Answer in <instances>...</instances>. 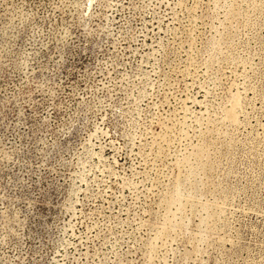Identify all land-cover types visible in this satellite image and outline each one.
<instances>
[{"label":"rangeland","instance_id":"1","mask_svg":"<svg viewBox=\"0 0 264 264\" xmlns=\"http://www.w3.org/2000/svg\"><path fill=\"white\" fill-rule=\"evenodd\" d=\"M87 250L264 264V0H0V264Z\"/></svg>","mask_w":264,"mask_h":264},{"label":"built area","instance_id":"2","mask_svg":"<svg viewBox=\"0 0 264 264\" xmlns=\"http://www.w3.org/2000/svg\"><path fill=\"white\" fill-rule=\"evenodd\" d=\"M94 255H97L96 252H91L87 250V256L83 254V256L85 257V264H133L131 262L120 260L118 258L109 255L101 260L99 259L95 260L94 258L91 259V257ZM151 264H154V261H152Z\"/></svg>","mask_w":264,"mask_h":264}]
</instances>
